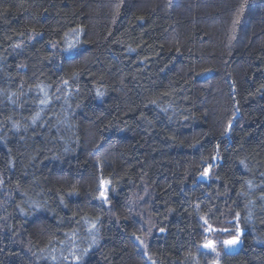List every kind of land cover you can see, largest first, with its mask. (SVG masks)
Here are the masks:
<instances>
[{
    "label": "trees",
    "instance_id": "obj_1",
    "mask_svg": "<svg viewBox=\"0 0 264 264\" xmlns=\"http://www.w3.org/2000/svg\"><path fill=\"white\" fill-rule=\"evenodd\" d=\"M0 264H264V0H0Z\"/></svg>",
    "mask_w": 264,
    "mask_h": 264
},
{
    "label": "snow or ice",
    "instance_id": "obj_2",
    "mask_svg": "<svg viewBox=\"0 0 264 264\" xmlns=\"http://www.w3.org/2000/svg\"><path fill=\"white\" fill-rule=\"evenodd\" d=\"M230 126L231 125H229V128H230ZM102 184H103V181H102ZM104 192L102 191L101 192V196L102 197H104ZM106 198V197H105ZM226 245H230V246H234V245H236V244H238L239 243V238L237 237V238H235V239H232V240H227V241H225L224 242ZM204 247H206V248H211V249H213L214 250V244H212V243H208V244H206V245H204Z\"/></svg>",
    "mask_w": 264,
    "mask_h": 264
},
{
    "label": "rangeland",
    "instance_id": "obj_3",
    "mask_svg": "<svg viewBox=\"0 0 264 264\" xmlns=\"http://www.w3.org/2000/svg\"><path fill=\"white\" fill-rule=\"evenodd\" d=\"M236 238V236H233V237H228V238H226V239H224L225 241H227V240H232V239H235ZM224 241V242H225ZM210 243H212V242H210ZM213 244V243H212ZM224 246H225V248L226 249H228L229 247H230V245H226L225 243H224Z\"/></svg>",
    "mask_w": 264,
    "mask_h": 264
},
{
    "label": "water",
    "instance_id": "obj_4",
    "mask_svg": "<svg viewBox=\"0 0 264 264\" xmlns=\"http://www.w3.org/2000/svg\"><path fill=\"white\" fill-rule=\"evenodd\" d=\"M239 244H240V242L238 244L234 245V246H230L229 248L232 249V250H235V249H237V247L239 246Z\"/></svg>",
    "mask_w": 264,
    "mask_h": 264
}]
</instances>
